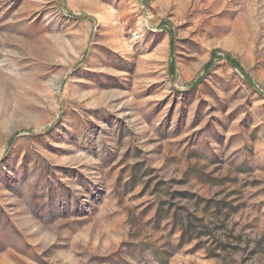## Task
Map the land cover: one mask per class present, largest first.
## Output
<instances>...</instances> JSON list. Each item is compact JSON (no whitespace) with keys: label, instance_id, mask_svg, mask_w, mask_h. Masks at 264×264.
<instances>
[{"label":"rangeland","instance_id":"obj_1","mask_svg":"<svg viewBox=\"0 0 264 264\" xmlns=\"http://www.w3.org/2000/svg\"><path fill=\"white\" fill-rule=\"evenodd\" d=\"M0 264H264V0H0Z\"/></svg>","mask_w":264,"mask_h":264},{"label":"trees","instance_id":"obj_2","mask_svg":"<svg viewBox=\"0 0 264 264\" xmlns=\"http://www.w3.org/2000/svg\"><path fill=\"white\" fill-rule=\"evenodd\" d=\"M212 56L214 58L215 54L213 53ZM225 59L228 61V63L232 67L238 69L241 72V74H243L245 76L246 81L250 84V80H249L248 76L245 74L243 68L240 66L239 62L236 61L235 59L231 58L230 56L225 57ZM211 67H212V63L206 64L204 67L205 73H208ZM170 70H171V72H174V64L173 63H171Z\"/></svg>","mask_w":264,"mask_h":264}]
</instances>
